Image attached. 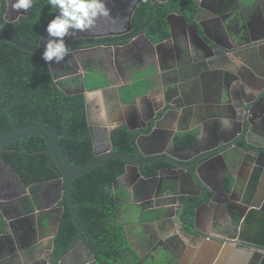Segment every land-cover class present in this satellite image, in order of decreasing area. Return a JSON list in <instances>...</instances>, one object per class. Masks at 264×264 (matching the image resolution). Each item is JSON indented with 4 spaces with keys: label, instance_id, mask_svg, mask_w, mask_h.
I'll return each instance as SVG.
<instances>
[{
    "label": "water",
    "instance_id": "water-1",
    "mask_svg": "<svg viewBox=\"0 0 264 264\" xmlns=\"http://www.w3.org/2000/svg\"><path fill=\"white\" fill-rule=\"evenodd\" d=\"M193 1L197 3L198 7L193 22L191 21L188 24L190 21H188L186 16L176 12L170 13L166 20L170 35L164 41L155 43L145 34L146 28L152 21L154 9L159 7V4H154L148 21L130 36L107 38L87 43H67L66 45L70 49L69 55L59 64L51 62L48 63V66L52 74L76 69L84 75L86 72L83 63L88 60L112 66L115 61H120L119 59L135 57V55L140 58V61L150 58L154 63L158 64L165 63L167 59L175 61L182 54L188 56L194 54L217 69L227 68L228 64H231L232 58L240 59L241 63L244 64L242 72L243 70L245 72L249 70L256 72L262 79L256 85L250 86L253 89L250 94L244 93V96H241L236 90L230 95L227 94L226 102L233 111V114L229 117L231 128L224 131V134L218 135L215 128L212 127V122H203L199 125L198 133L195 134L196 136L191 146L185 150H179L173 145L174 138L184 132L180 127L183 121L194 112L191 103L184 102L182 104L183 102H180V96L182 98L185 97L181 93L182 91L174 92V94L166 96L154 104L148 102L141 114L135 110L138 105L137 100H135L131 104L135 111L130 114L129 120L125 124L126 126L124 125L123 127L133 133L132 141L136 153L128 155L114 152L110 144V148L103 152H97L95 148L96 160L75 168L69 164L62 152L59 141L62 135L55 133L42 124L24 127L15 126L9 134L0 138V152L17 140L26 139L31 135H40L47 144L52 163L56 167L55 173L57 177L53 180L45 181L48 185L44 189L39 190L40 210H35L32 213H23L19 208L11 207V202L6 203L8 204L7 210L0 208V217L3 221V231L0 235V255H6L3 257L1 264H25L28 253L35 252L37 246H32L27 232L34 224L37 216H50L49 223L52 228L50 243L52 251L55 250L54 239L64 211L61 206L64 199L70 207L72 219L79 230V236L76 239L75 247L58 264H88L84 259L85 254L95 260L94 254L83 242L81 226L75 215L74 203L70 192L76 177L89 172L110 159L123 160L127 163L125 173L121 178H131L130 188L135 196L140 198V202L151 203L155 199H161V197L169 195H173L176 201L179 197L203 199L202 190L210 189L212 197L209 201H203L195 208L192 225L189 229L195 237L203 235L206 242L216 245L211 264H220L218 260L220 259L219 254L226 252L228 249L224 241L217 238H209L206 233L197 229L201 213L204 210H209L214 224L219 221L220 214L225 213L234 217V212L237 213L241 218V221L235 225V232L237 233L239 229L245 226L254 213L262 208L264 190L255 204L249 201H244L245 206L233 204L226 207V209L228 208L226 212L225 207L219 206L216 208L215 203L219 201V193L216 188L211 189V184L205 176L207 172L228 171L251 162L264 165V152L262 151L264 150V57H260L256 53L259 50L257 46L233 49L227 43V35L223 33L217 35L216 32H214L216 35L212 34V23H206L201 20V18L206 16L212 17L213 22L222 20L221 18L224 17L225 12L229 11L228 4H226L229 0H226V3H223V0ZM13 3L14 0H6L0 12V42L6 41L24 52L41 55L44 46L42 41L37 47H34L25 43L17 34L11 31L13 25L22 20L23 17H26L31 9L16 11L12 7ZM173 23L182 25L183 29L190 28L193 32L194 40L190 44L185 41L178 43ZM199 28L202 33H200ZM80 46L91 47L75 49ZM257 64L259 67H256ZM231 76H235L232 78V82L244 79L243 75L237 72ZM106 77L108 80L110 79L108 75ZM154 91V87L150 88L144 97L149 100ZM66 93L71 94L72 92L67 90ZM75 93H83L85 95L88 125L94 140L93 132L96 129V122L89 101V94L86 89ZM118 98H120L119 93ZM215 123L218 122L215 121ZM217 127H220V125H217ZM257 135L261 138L257 137ZM240 139L245 140V145H239ZM158 161L164 162L168 166L160 169L157 175L146 177L143 173V167ZM0 165L9 168L2 159L1 153ZM10 170L15 173L11 168ZM118 181L119 179L115 181V184ZM259 203H262V205L260 206ZM3 205L4 203H1L0 207ZM179 209L180 212L178 215L176 214L177 222L187 226V223L182 220L183 206H179ZM42 227L46 231L44 223ZM233 239L229 243H233L235 248L228 264H264V254L260 253V250H264V245L236 240V237ZM240 241L242 243H239ZM223 256L224 254H222ZM32 257L34 259L31 264H48L47 261L39 258L35 253Z\"/></svg>",
    "mask_w": 264,
    "mask_h": 264
},
{
    "label": "trees",
    "instance_id": "trees-1",
    "mask_svg": "<svg viewBox=\"0 0 264 264\" xmlns=\"http://www.w3.org/2000/svg\"><path fill=\"white\" fill-rule=\"evenodd\" d=\"M178 3L169 9L154 10L146 31L153 42L169 37L166 17L172 10L184 11L183 2ZM151 9L149 2H143L138 7L134 14V29L148 21ZM57 11L52 9L48 0H34L29 14L14 24L11 31L25 43L37 47L44 29ZM84 65L85 76L64 79L59 72L51 73L41 55L24 52L6 41L0 42V138L9 134L15 126L42 124L62 135L59 139L62 152L71 166L77 168L96 160L86 113V98L83 93L75 92L97 90L110 82L92 61L88 60ZM134 75L132 86L120 88L123 102H133L136 96L146 94L151 88V84L142 79L138 71ZM67 90L72 93L67 94ZM195 134H178L174 138V146L179 150L187 149L193 143ZM132 136L125 127L113 129L110 132L112 150L134 155L136 150ZM0 153L4 162L29 190V195L21 202L25 211L34 212L40 208L38 188L45 181L57 177L44 138L40 135L28 136L8 145ZM126 164L123 160L110 159L76 177L71 187L70 195L83 242L94 254L95 264H140V257L131 246L126 226L121 221L122 204L128 200V193L122 185L115 184L125 173ZM165 167L167 164L164 162H154L144 166L143 173L146 177L155 176ZM224 180L227 189H231L233 180L229 177ZM210 195L207 193L206 199ZM182 199L185 201L184 197ZM200 202L199 198L190 199L185 206L182 218L190 222L189 225H192L194 210ZM61 206L64 211L54 239L56 257L70 250L79 236L65 199ZM49 220L50 216L44 218L46 229H49ZM239 221L240 217L236 216L234 223L238 224Z\"/></svg>",
    "mask_w": 264,
    "mask_h": 264
},
{
    "label": "crops",
    "instance_id": "crops-1",
    "mask_svg": "<svg viewBox=\"0 0 264 264\" xmlns=\"http://www.w3.org/2000/svg\"><path fill=\"white\" fill-rule=\"evenodd\" d=\"M227 4L229 11L225 12L224 17L221 18L222 20L212 23L211 28L216 33L227 35V43L233 49L257 46L259 50L256 53L264 57V0H229ZM209 19L210 17H205V20L208 21ZM173 64L175 65L176 61L167 59L165 63H158V66L151 63L134 70V73L138 71L141 78L151 84V88L154 87L155 91L149 97V100L144 97L146 93L136 96L133 102H123L120 95L122 86L117 84H109L93 91L87 90L96 122V129L93 133L97 152H103L110 148V132L127 124L130 114L135 110L141 114L148 102L154 104L177 91H182L181 93L191 102L194 110L193 114L184 121L182 131L198 133L200 124L212 122V127L218 129H216V133L218 135L224 134V131L231 128L229 117L233 114L231 107L226 102L227 94L230 95L235 90L241 96H244V93L250 94L253 92L250 86L256 85L262 79L256 72L250 70L246 72L243 70L242 72L244 64L236 58L231 59L232 65L229 64L227 68L223 69L212 68L207 61L197 60L193 63L195 67L191 65L188 67L185 76H177ZM235 72L243 75L244 79L232 82V78L235 76L231 75ZM132 79H134V76ZM118 93L120 98H118ZM180 98L182 97L180 96ZM135 100H137L138 105L134 110L131 104ZM215 121L218 123H215ZM215 124L220 125V127ZM98 130H101L103 134L98 133ZM0 167L10 169L1 165ZM205 177L216 189L219 187V190L217 189L219 192L223 191L220 198L222 202L226 200L228 203H220L219 206L225 207V209L230 204L245 206L244 201L255 204L264 190V165L260 163L251 162L228 171L207 172ZM225 177L233 180L231 189L225 187ZM22 190L29 195V190H26L23 186ZM4 191L9 197L8 200L15 198L17 195V191L11 185L5 187ZM259 205L261 206L262 203H259ZM167 208L177 210L179 205L172 202L159 209L147 210L142 217L144 223L139 225V229L142 230L143 226L151 227L152 225L149 223L155 220V217L171 218L169 217L170 214L168 215L169 211H166ZM235 216L239 215L235 213ZM172 220L176 225L175 227L178 228L179 223L176 216L172 217ZM172 220H162L157 228L153 227V229H156L157 232L160 231V228L169 230V227H174L171 223ZM121 221L127 227L126 218L121 219ZM199 222L204 224L209 235L221 240L232 241L236 237V240L264 245V203L262 208L254 213L237 233L235 232V225L229 221L225 222L224 220L221 225L214 227L212 214L209 210H204L201 213ZM139 223L138 220L136 224ZM149 231L152 232L153 236V230L149 228ZM178 233L180 239H175L172 244L167 242L164 247L159 245V248L161 247V249L158 248L159 250H157L156 240L153 238L152 241L146 239L144 245L138 244L140 250L136 252L140 257V262L142 264H211L216 249L215 244L206 242L204 239L184 236L179 231ZM47 236H50V238L43 241L45 244L52 238V233L49 232ZM147 245H150V247ZM226 246L228 250L219 254L220 264H228L235 248L233 243H227ZM260 253L264 254V250H260ZM222 254H224L223 257Z\"/></svg>",
    "mask_w": 264,
    "mask_h": 264
},
{
    "label": "flooded vegetation",
    "instance_id": "flooded-vegetation-1",
    "mask_svg": "<svg viewBox=\"0 0 264 264\" xmlns=\"http://www.w3.org/2000/svg\"><path fill=\"white\" fill-rule=\"evenodd\" d=\"M5 1L6 0H0V12L4 6ZM177 1L183 2L184 11L182 10V12H177V11L172 10L170 13L176 12V13H179V14L186 16L188 21H190L188 24H190L191 21L193 22L194 16L198 10L197 3L193 0H105L106 7L110 10L109 16L108 17H103V16L98 17L95 20V23L91 29H88V30H85L82 32L78 31L77 35L74 37L73 36H67V37H65V42H66V44L71 43V42L87 43L90 41H98V40L101 41V40H105L107 38L128 37L140 28L139 27L137 29H134L133 28V22H134V14L136 13V10L138 9V7L143 2L151 3L152 7L154 4H159V7H157V8L169 9V7H171L172 5L179 4ZM208 3H210V2L208 1ZM223 3H226V0H223ZM157 8H155V9H157ZM194 8H196V9L193 12L192 10ZM153 13H154V11H153ZM191 14H192V16L190 17L189 15H191ZM208 17H210V16H208ZM166 20H167V17H166ZM201 20L203 22L210 23V24L214 23L213 22L214 20L212 17H210V19L208 21L205 20V17L201 18ZM173 25H174L175 37H176V40L178 43L185 41V42H188L190 44L194 40V35H193V32L190 30V28L187 27V28L183 29L182 25L176 24V23H173ZM148 28H149V26L146 28L145 34H146V31ZM0 30H1V23H0ZM199 30H200V33H202L200 28H199ZM211 31H212V34H214V35H216V34L220 35L219 33L215 34L212 28H211ZM46 37H47V33H46V28H45L43 31V34H42V38L40 40V42L41 41L43 42V45L45 43ZM168 38L169 37H167L166 39H168ZM220 38H221V36H220ZM166 39H163L161 41H164ZM155 43H157V42H155ZM89 47H91V46H80V47L75 48V49H84V48H89ZM259 56L261 57L260 54H259ZM136 59L139 61H137ZM119 60L122 62H120V61L116 62L115 61L114 64H112V66L102 64V63H97L94 61H92V62L94 63L96 69H98L100 73L102 72L103 74L108 75V77L110 78L109 79L110 84H117V85H121L122 87L132 85V83H133L132 77L135 76L134 70H136L137 68H142V67H144L148 64H151V63H153V65L155 64L158 66V64L154 63V61L150 58L140 61V58H137V55H135V57L132 56L129 58L127 57V58H123L122 60L121 59H119ZM197 60H201V59L198 58L194 54H192L191 56L184 55V54L179 56L175 60L176 64L175 65L173 64L174 65L173 67H175L176 75L177 76H185V73H186V70L188 69V67L190 65L195 67V64H193V63ZM86 62L83 63V66H85L84 64H86ZM201 62H203V60H201ZM159 64H162V63H159ZM256 67H259L258 64L256 65ZM212 68H214V67H212ZM59 73H61L63 75L62 77L64 79L65 78L70 79V78H74V77L83 75L81 73V71H77L76 69H73L72 71H65L63 73L62 72H59ZM180 102H183L182 104H184V102L191 103L186 97L180 98ZM183 123H184V121H183ZM183 125L184 124H182V126L180 127V129H182V130H183ZM215 125L217 126V124H215ZM216 129L217 128H215V130ZM99 132H100V134H103V132L101 130H98V133ZM183 133H185V132H183ZM173 145H174V143H173ZM239 145H241V146L245 145V140L240 139ZM262 151L264 152V150H262ZM220 171H222V170H220ZM207 181L209 182V180H207ZM130 183H131V178H129V177L126 179L120 178L118 181V184L122 185L123 189L125 191H127L128 197H129L128 200L124 201V203L122 204L123 206H122V211H121V219L126 218L127 237L129 239V242L131 243V246L133 247V249L135 251L140 250V247H139L140 245H138V244L144 245L146 239L148 241L149 240L152 241V238L154 240H156L157 250L161 249V247L159 248V245H162L164 247V246H166L167 242L172 244V243H174L173 241L175 239H180V234L178 233V231L181 234H183L184 236L195 237L191 233V230L189 229V227L191 226V225H189L190 222H185L183 220V218H182V220L185 223H187V226L183 225L182 223H179L178 228L175 227L176 225L173 222L172 217L176 216V214L178 215V213L180 212V209L176 210V209H172V208H167L166 211H169L168 215L170 214L169 217H171V218L166 219V217H163V216L155 217V220H153L151 223H149L150 225H152L151 227L143 226L144 231H143V229L142 230L139 229L140 228L139 225L144 223L142 217L145 215L147 210L159 209V208L167 205L168 203L176 202V203H178L179 206H183V211H184L187 202H189L191 198L187 199L184 197L185 201H183V199H182L183 197H179L178 200L176 201V199H174L173 195H169V196L161 197V199H155L151 203L140 202L139 201L140 198L135 196V194L131 190ZM8 185L13 186V188L17 191L16 197L13 199H10V200H8L9 197H8L7 193H5V191H4L5 187H7ZM47 185L48 184H46L45 182L40 185V187L37 190L38 197H39V190L44 189ZM22 186L24 187V185L20 181L19 177L15 173H13L10 169H2L0 167V204L4 203V205L2 207H0L1 209L7 210L8 204H6V203L11 202V205H10L11 207H15L17 209L19 208L21 210V212H23V213H29V212L25 211L24 206L21 204L24 197L28 196L27 194H25V191L22 190ZM225 187L227 188L226 182H225ZM24 188L26 190H28V188H26V187H24ZM211 189H215V186L212 184H211ZM217 189L219 190V187ZM218 190H217V192L219 193V196H218L219 201L217 203H215L216 208L219 207L220 203H224V202L228 203V201L226 202V200L222 202V200L220 198V196H221L220 194L223 193V191L219 192ZM207 193H210L211 195H210V197H208L206 199ZM201 195H202L203 199H201V202L198 205H200L203 201H209L210 198L212 197V192L210 191V189L206 188V189L202 190ZM46 199H47V197H46ZM230 206H232V204H230ZM40 209H41V205H40V208L36 209V211L40 210ZM226 211H228V208L225 210V212ZM30 213H32V212H30ZM166 215H167V213H166ZM233 215H234V217H231L229 214L227 215L225 213L220 214L219 215V221H217L214 224V227L221 225V222L224 220H225V222L229 221V222L233 223L234 225H236L234 223V220L236 217L235 212ZM44 218L45 217H40V216L36 217L34 224L31 226L29 232H27L28 238H30V241L32 242V246H37V249H36L37 252H36V250L34 252L36 256L47 261L48 264H58V262H60L62 260V258H64L65 255L67 253H69L75 247L76 244L67 252H64L60 256L56 257L55 250L52 251V249H51L50 240L46 244H45V242H43L45 239L50 238V236H47L48 233L49 232L52 233V228L50 227V223H49L50 220L48 222V228L49 229H46V231L43 230L42 224H43ZM168 219L172 220L171 223H172V226H174V227L170 228L168 226L169 230L168 229L165 230L163 228H160V231H158V232L156 229H153V227L157 228V226L160 224V222L162 220H168ZM138 220L140 221V223L136 224V222ZM240 221H241V218H240ZM2 224H3V221L0 217V235L3 231ZM149 228L151 230H153V236H152V232L149 231ZM177 229H178V231H177ZM197 229L202 231L203 233H206L209 238H217V237L209 235L208 231H206V229H205L204 224H202L200 222L197 226ZM172 231H173V234L171 233ZM196 238L204 239L203 235H201V237H196ZM217 239L221 240L220 238H217ZM221 241H224L225 245H227V243L230 242L229 240H221ZM239 243H242V242H239ZM147 246L150 247V245H147ZM156 247H154V248H156ZM29 253L26 256L27 259L25 260V264H31L32 260L34 259V257H32L34 255V253H30V254ZM5 256H6L5 254L3 256L0 255V264L2 263V259ZM84 259L88 264H90V263L95 264L96 263V258H95V260H92L86 254L84 255ZM140 264H142V263L140 262Z\"/></svg>",
    "mask_w": 264,
    "mask_h": 264
},
{
    "label": "clouds",
    "instance_id": "clouds-1",
    "mask_svg": "<svg viewBox=\"0 0 264 264\" xmlns=\"http://www.w3.org/2000/svg\"><path fill=\"white\" fill-rule=\"evenodd\" d=\"M33 3L34 0H14L12 7L27 11ZM48 3L58 11L46 26L47 37L41 54L46 63L63 61L70 52L65 37L91 29L98 17H108L110 13L105 0H48Z\"/></svg>",
    "mask_w": 264,
    "mask_h": 264
}]
</instances>
